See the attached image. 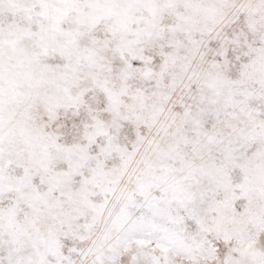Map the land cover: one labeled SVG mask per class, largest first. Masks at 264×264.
Instances as JSON below:
<instances>
[{
    "label": "snow or ice",
    "instance_id": "obj_1",
    "mask_svg": "<svg viewBox=\"0 0 264 264\" xmlns=\"http://www.w3.org/2000/svg\"><path fill=\"white\" fill-rule=\"evenodd\" d=\"M0 264H264V0H0Z\"/></svg>",
    "mask_w": 264,
    "mask_h": 264
}]
</instances>
